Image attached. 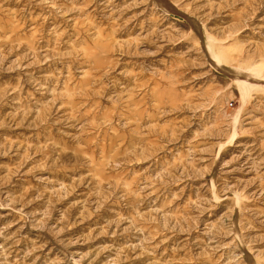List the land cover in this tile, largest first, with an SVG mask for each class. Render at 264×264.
<instances>
[{"label":"rangeland","instance_id":"374dc122","mask_svg":"<svg viewBox=\"0 0 264 264\" xmlns=\"http://www.w3.org/2000/svg\"><path fill=\"white\" fill-rule=\"evenodd\" d=\"M0 264H264V0H0Z\"/></svg>","mask_w":264,"mask_h":264}]
</instances>
